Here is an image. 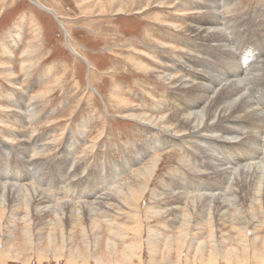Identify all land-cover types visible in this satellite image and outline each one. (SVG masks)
Returning <instances> with one entry per match:
<instances>
[{"label":"rangeland","instance_id":"obj_1","mask_svg":"<svg viewBox=\"0 0 264 264\" xmlns=\"http://www.w3.org/2000/svg\"><path fill=\"white\" fill-rule=\"evenodd\" d=\"M88 1L0 0V170L3 171L2 175H8V179L2 180L6 187L18 183L24 193L20 211L18 209L14 219L17 230L10 237L11 241H8L6 230L10 225V214L16 212L10 207L14 205L13 199L10 198L11 201L3 206L8 210L2 220L4 226L0 227V264H263V259L258 260L251 254L242 253L240 260L227 258L231 248L243 249V241L248 240L247 234L253 235L254 230L260 231V234L264 232L256 226L257 222H253L255 225L249 222L251 225L248 226V221H245L237 226L232 219L228 221L229 225L237 227L227 226L224 229L221 223L224 216L217 213L220 196L218 200H210L214 205L217 203L212 206V213L208 210L206 214L201 207L205 203V196L197 200L196 206L193 205L197 199L193 194H200L198 190H201L193 187L195 189L192 188L184 200L185 213L190 216H187L190 218L188 222L187 217L182 215L185 208L181 210V206L172 203L177 198L166 190L164 184L186 178L187 173H193L192 169L199 173L202 171L187 156V152H197L194 145L179 143V139L175 138L170 140L179 145L150 147L156 137L167 134L165 129L158 126L155 132L150 133L152 127L143 118H161L169 113L160 103L170 85L160 80L159 75L171 73L178 76L184 72L181 68H173L174 62L169 61L168 56L172 52L189 49L185 41L196 48L206 45V42L189 35L185 27L192 23L188 13L196 10L195 3H186L187 6L183 0L176 3L173 0L172 5L154 4L143 10H138L140 7L136 5L132 11L129 6L119 5L115 6L113 12H101L99 3L93 14L86 15L81 3ZM237 1L238 11L245 14L263 2ZM121 8L125 10L120 11ZM226 12L220 10L225 17L229 16ZM233 14L241 21L237 11ZM244 22L249 23L246 19ZM229 24L232 28L228 29L238 28L233 22ZM123 97L124 102L121 100ZM22 106L26 109L23 110ZM30 108L35 109L30 111ZM20 109L25 111L21 117L18 115ZM130 114H134V117ZM137 117H141L142 121ZM224 157L232 155L227 153ZM224 157L221 156V159ZM152 168L154 171L151 173L149 170ZM211 171L205 173L212 175ZM180 181L178 184L182 183ZM92 183L99 184L102 189L94 196L100 204L99 209L95 208L96 203L90 204L92 197L87 196L88 185ZM235 187H230L231 191L234 190L231 195L239 194L242 198V202L238 201L241 202L240 206L249 210L244 185L240 190ZM131 188L146 190L134 201ZM35 190L42 196L47 195L44 198H50L54 209L49 220H55L56 225L62 211L74 209L72 213L76 215L65 213L62 217L61 220L66 218L63 230L57 227L56 248L62 246L60 251L48 244L52 226L39 223L33 212L34 203L26 202ZM223 190L227 192L229 189ZM64 203L67 206L61 210ZM86 203L97 209L94 217L98 218L103 230L102 242H97L93 233L88 231L87 237L83 227L79 226L81 218L85 220L82 224L91 229L88 210L84 207ZM234 205L225 207L236 213ZM261 205L263 203L256 204L259 208ZM29 211L32 215L28 214ZM174 211L177 212L178 229L168 225L173 218L170 214ZM261 211L259 214L262 217L264 214ZM2 213L0 207V216ZM56 213H59L58 216ZM105 214L112 215L105 217ZM200 215H204L206 222L198 223ZM208 216H213L215 221L210 223ZM240 219L251 218L246 214ZM29 225L33 231L29 234L32 235L31 243L27 242V245L25 226ZM110 226L122 228L123 231L116 234L110 230ZM216 226L218 233L225 230L227 234L222 235L229 234L230 238L221 247H218L217 235L210 237ZM69 230L76 231V236L64 239L63 235H71ZM201 230L205 231L203 237L191 241L192 236H197ZM240 230L242 235H239ZM181 231H186L187 235ZM182 234L186 237L183 238ZM180 237L186 239L185 244H180ZM63 239L66 240L64 243ZM109 242L115 245L113 253L107 249ZM201 242L208 245L204 257L199 253ZM16 248H24L27 254L20 258L12 257L9 251ZM215 249L219 250L218 253H214ZM213 253L216 260L211 259Z\"/></svg>","mask_w":264,"mask_h":264},{"label":"bare ground","instance_id":"obj_2","mask_svg":"<svg viewBox=\"0 0 264 264\" xmlns=\"http://www.w3.org/2000/svg\"><path fill=\"white\" fill-rule=\"evenodd\" d=\"M177 1H181V0H175V3ZM183 1L185 2V4L189 3V5L190 2L195 3V8H196L195 11L188 13L189 14L188 16L191 18V19L189 18V20H192V23L188 24V26H185L186 30L189 32V35L196 37L197 40L206 42V45L199 46L196 48V46H194L192 43L190 44L187 41H185L189 49H182L179 51H175L171 53V56H168L167 59L171 62H174L175 66L173 68H181L183 69L184 72L178 76L173 75L171 73L170 74L168 73L169 75L167 76L159 75L160 80L170 85L167 88L168 90L164 95L165 96L164 100L160 103L161 107H163L165 111H168L169 113H167L165 116L161 118H151L149 116H143V118H146L147 122H149L150 126L152 127L150 133L155 132L156 131L155 129L158 126L165 129L167 131V134L163 137L160 136L156 137L154 141L150 144V147L165 148V147H172L179 145V143H187L188 145L193 144L195 149H197V152L195 154L187 152V156L192 160V162L196 166H199V168L202 169L203 173H201L202 171L199 173L197 172V170L194 171V169H192L193 173L191 172L187 173L186 178L184 179L178 178L179 181L175 180V183L170 181L164 184L165 188H167L166 190L172 192V195H175L177 198L176 201H174L175 199L172 198L174 199L172 201L174 205L181 206V210L184 209L185 208L184 200H186L187 197L189 196L191 189L193 187H197V188L199 187L201 189L198 190L200 191V194H196V193L193 194V196H197L196 201H193V205L196 206L197 200L205 196V203L204 205L201 204V207L203 208V210L206 211V214L208 210L209 213H212L211 208L212 206H215L217 202H215L214 205L212 203L213 201L210 200H213V198L218 200L217 197L220 196L217 205L218 206L217 213L218 212L222 213V215L224 216V219L221 222L223 224L224 229L227 228V226L228 227L231 226L229 225L228 221L232 219L234 220L235 223L234 225L237 226L240 225L241 223L244 224L245 221L246 223L248 221V226L250 224L249 222L252 223L257 222L256 226H259L261 229H263L262 231L264 232V216L261 217L259 214L260 209L263 210L261 211V213L264 214V0L263 2L261 1L257 5H255L256 7H253L246 14L238 11L237 0H183ZM138 2L139 4H137ZM99 3L101 7L100 8L101 12L104 11L113 12L115 6H119V5L129 6L130 10L132 11L134 10V8L132 7H136V5H138L137 7H140L138 8V10L141 9L143 10L145 8L153 6L154 4L158 6L172 5L174 1L173 0H147V1L146 0H124V1L109 0V2H103L100 0H92V1L89 0L87 3L86 2L81 3L82 10L86 13V15L93 14L95 12V9L98 8ZM143 3H145L144 6ZM94 5L95 7L93 8V10H91V8ZM121 10L124 11L125 9L121 8L120 11ZM220 10H223L224 12L227 11L226 13H228L229 16L225 17L224 15H221ZM236 11L237 14L240 15L241 21L238 19V16L236 14H233V12ZM244 19H246L248 22L250 20V22L248 24H243L245 23ZM229 22H233L238 28H235L233 30L228 29V28H232ZM188 39H190V37ZM131 47L132 46H130V48ZM195 51H197L198 53H196ZM153 53L154 55L156 54L155 52ZM200 54L202 56H200ZM150 55L152 56V52ZM120 91L121 90H119V92ZM121 100H123L122 102L126 101L124 97ZM22 108L23 110L26 109L24 108V106H22ZM33 109L35 108H30L28 110L31 111ZM23 112L25 111H22V109H20L18 115L21 117V114ZM130 115L134 117V114H130ZM137 118L141 119L142 121L141 117H137ZM183 135L186 136L184 137ZM175 138L179 139V143L170 140ZM187 149L190 151L189 148ZM230 149H232V151ZM227 153L232 155V157L225 158L224 155ZM221 156H223L224 159H221ZM156 162L157 161H155L154 163ZM153 168L149 170L151 173L154 171ZM1 170H0V207L3 210V213L0 216V227L4 226L2 220L5 219L6 212L8 210V209L6 210L4 209L5 207L4 205H6L8 201H11L9 200L10 198H12L14 202L13 203L14 205H10V207L12 211H16L10 214L11 217L8 220L10 225H8L9 227L8 229L6 228L7 238L9 241L11 239L10 237L14 236L15 234V229L17 225L14 219H16L17 217L16 215L18 213V209L20 211L19 206H21L22 204L21 201L24 200V198H22L24 193L22 187L19 186L20 184L18 183H14L15 185H9L7 187L5 186L2 180L8 179L7 177L8 175L6 176L2 175L1 173L3 171L1 172ZM210 170H212L210 172L212 173V175H207L206 174L207 172L205 173V171H210ZM6 171L7 170H5L4 172ZM12 171L13 170H11L10 173ZM180 176L182 177V171L180 173ZM180 180H182V183L178 184L181 182ZM225 183L228 184V186L223 187ZM242 184L244 185L245 192L248 195L249 202L247 204V208L249 210H245L246 208L244 209L243 206H240L242 202L241 201L242 198L240 197L239 194L231 195V193H233L234 190L231 191L230 187L236 186L239 189L240 187H242ZM3 186L6 187L5 189H19V188L20 189L7 191L3 188ZM100 187L101 186L99 184L93 185L92 183V185L90 186L88 185L89 192L87 196L90 198L92 197V200H90L89 202H91L90 203L91 205L96 203L97 205L95 208L97 209H99L100 204L97 203L98 201L96 200L95 195L102 190L100 189ZM224 188H227L229 190L225 192L223 190ZM178 189H181L182 191H178ZM194 189L195 188H193V190ZM131 190H132L131 194L133 200L137 201V199L143 194V191L146 189L131 188ZM37 192L38 190H35L33 195L31 194L32 197L27 198L26 202L34 203L35 210H33V212L36 213L37 219H39L38 220L39 223L48 227L52 226L50 232L51 235H49L50 238L48 239V244L50 245V247H55V250L58 249V251H60L63 249L62 246L60 247L61 249L56 248V244L58 243L57 227L59 226V228L63 230V225H64L63 222L64 219L66 218L61 220L62 217H64L65 213H69L71 216H74L73 214L75 213H72L74 209L67 208L68 210L65 209L64 211H62L61 214L62 217H60V219L58 220V224L56 225L57 222H55V220H51V219L49 220V218H51L50 213L54 209L53 204H51L50 198L46 199L44 197H47V195L42 196V194H39ZM169 194L171 195V193ZM245 202L246 201H244L243 203L245 204ZM234 203L235 205L233 207H235L236 213H232V211L229 208L225 207L229 205L232 206V204ZM257 203L259 204L263 203V205H261V207L259 208L258 206H256ZM86 204L87 206H85L84 204V207H87L88 210L87 211L88 218L91 224L89 226L91 227V229L86 228L83 225L84 223L82 224L84 219L82 220L80 217H79L80 218L79 223L81 224L79 226L83 227V230L85 232L84 234H86V236L89 235L88 233H93L94 237L93 236L92 237L95 238L97 242L98 241L102 242L104 236L101 234L102 233L101 231L103 230L102 228H100V224L98 223L97 220L98 218L94 217V215L96 214L95 211L97 209L95 210L93 209V207L91 208L90 205H88L89 203ZM65 205L67 206V204L65 203L64 205L62 204L61 210H63V207ZM199 205L200 204H198V206ZM28 209L30 210L29 206ZM30 211L28 212V214L32 215L31 214L32 212ZM185 212H186V208L182 211V215L187 217L188 215ZM59 213H56V215ZM176 214L177 212L174 211L170 214L173 216V218H171V220L168 218L170 220L168 225L174 228L178 225L179 222L178 220L176 221L177 218ZM246 214L251 219L249 220L240 219L241 217H245ZM79 215L80 214H78V216ZM109 215L111 216L112 214H105L104 216L109 217ZM213 216H208L210 218L206 217L207 220H210V223L214 220ZM29 218L31 217L29 216ZM187 218L186 220L188 222L190 218L188 219ZM198 218L200 219L198 220L199 224L205 221L204 215L203 216L200 215V217ZM55 219L57 220V218ZM73 223H74L73 225L77 227V224L75 222ZM30 225L25 226V235H27L26 238L27 240L25 242L26 244L27 242L31 243L30 238L32 235L30 236L29 234H31L33 230L31 229ZM237 226L235 227L231 226V228H236ZM216 227L217 228H214L213 231H211L210 237L215 238L217 235V238H219L218 247H221L223 243L225 245V243L229 242L230 238L228 236L229 234L222 235V234H227V231L224 230V232L221 233L220 230L219 231L221 233L220 234L217 232L218 226ZM109 228L111 231H113L116 234L117 233L120 234L118 231L120 232L123 231L122 228L117 229V227L115 226H110ZM242 230L239 231V235H242ZM36 231L37 230H35V232ZM69 231L71 232L70 236H64L62 234L64 239L67 237L71 239L76 236L75 234L76 231L73 230H69ZM86 231H88V233ZM183 232L185 233V235H187L186 231ZM204 233L205 231H202L197 236L193 235L192 236L193 239H191V241L199 240V238L203 237ZM28 235L30 237H28ZM34 236L35 235H33L32 238H34ZM159 236H161V234ZM182 237L184 238L186 236L182 234ZM247 238L248 240L246 239L243 241V249L239 247L231 248L229 250V255L227 254V258L230 257L231 259L234 260H240V255L243 253L244 255L248 254V256L249 254L256 256L258 260L260 259L264 260V234L263 233L260 234V231L254 230L253 235L247 234ZM64 239H63V243L64 241H66ZM185 240L186 239L184 240L182 239L180 244L182 245L185 244ZM110 242L108 243L109 245L107 249L109 252L113 253L115 252L116 248L113 247L114 244L111 245L112 243ZM1 243H2V237L0 235V244ZM201 243L202 244L200 245V247H198L200 250L199 253L202 257H204V253L206 252V247L208 245L206 246L207 242L206 243L201 242ZM213 245H215V243H213ZM214 247H216V245ZM218 251H219L218 249H215L214 253H218ZM9 252L10 254H12V257L14 258L15 257L20 258L23 257L24 254H27L25 253L26 250H24V248L22 249L16 248L15 250L13 251L10 250ZM214 253L213 255H211V259L216 260V256ZM4 254L5 253H3V255ZM41 254L42 252L39 251V255ZM54 254H56V252Z\"/></svg>","mask_w":264,"mask_h":264}]
</instances>
